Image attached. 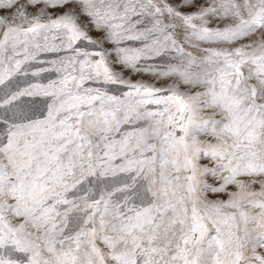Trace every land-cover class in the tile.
Listing matches in <instances>:
<instances>
[{
	"label": "snow or ice",
	"instance_id": "obj_1",
	"mask_svg": "<svg viewBox=\"0 0 264 264\" xmlns=\"http://www.w3.org/2000/svg\"><path fill=\"white\" fill-rule=\"evenodd\" d=\"M0 264H264V0H0Z\"/></svg>",
	"mask_w": 264,
	"mask_h": 264
}]
</instances>
